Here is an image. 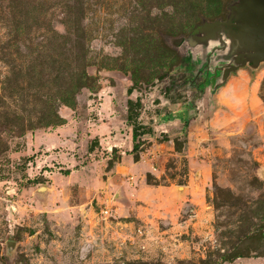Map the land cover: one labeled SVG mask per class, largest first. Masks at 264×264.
Returning <instances> with one entry per match:
<instances>
[{"label": "rangeland", "instance_id": "1", "mask_svg": "<svg viewBox=\"0 0 264 264\" xmlns=\"http://www.w3.org/2000/svg\"><path fill=\"white\" fill-rule=\"evenodd\" d=\"M241 1L0 0V264H264Z\"/></svg>", "mask_w": 264, "mask_h": 264}, {"label": "water", "instance_id": "2", "mask_svg": "<svg viewBox=\"0 0 264 264\" xmlns=\"http://www.w3.org/2000/svg\"><path fill=\"white\" fill-rule=\"evenodd\" d=\"M237 16L239 24L234 27L238 38L258 51L255 63L264 60V0H242ZM208 26L213 25H205L202 29Z\"/></svg>", "mask_w": 264, "mask_h": 264}, {"label": "trees", "instance_id": "3", "mask_svg": "<svg viewBox=\"0 0 264 264\" xmlns=\"http://www.w3.org/2000/svg\"><path fill=\"white\" fill-rule=\"evenodd\" d=\"M132 89H128V93H131ZM141 101L137 99L134 103L129 102L128 112H127V126L131 128V150L129 154L134 155L137 158V154L141 150L143 143H141L140 138L146 135V129L143 125L136 122L140 115ZM65 174H68L66 172Z\"/></svg>", "mask_w": 264, "mask_h": 264}, {"label": "crops", "instance_id": "4", "mask_svg": "<svg viewBox=\"0 0 264 264\" xmlns=\"http://www.w3.org/2000/svg\"><path fill=\"white\" fill-rule=\"evenodd\" d=\"M225 32H226L227 39H231V41H232L231 43L233 45L236 44V47H244L245 50H248V49L249 50H253V49H255V48H253L251 46V44H247V42L241 41L238 38V36L236 34H234L233 32H230L227 29H225ZM215 36L216 35H215V33L213 31L207 32V35H206V38H205V42L203 44H198V45H202V46L205 45V47H207L209 42L213 43V42H215L214 40H216V39H217V41L219 40V42H220V39L219 38H215ZM225 41H226L225 38L222 37V43H225ZM231 58L233 59V61L235 60V58H233L232 55H231ZM262 61L264 62V60H262ZM261 72H262V70H261ZM239 87H240V90H241L240 91L241 97H244V99L249 100V102H251V104L257 102L256 94H254L253 91L249 92V91L246 90L247 87H248V84H245V85L242 84Z\"/></svg>", "mask_w": 264, "mask_h": 264}, {"label": "flooded vegetation", "instance_id": "5", "mask_svg": "<svg viewBox=\"0 0 264 264\" xmlns=\"http://www.w3.org/2000/svg\"><path fill=\"white\" fill-rule=\"evenodd\" d=\"M233 27H231V28H227V30H229L230 32H232L233 31ZM257 50L256 49H253V50H243L242 52H241V54H239L240 56H238V58H237V60H241V61H245L247 58H254V57H256L257 55Z\"/></svg>", "mask_w": 264, "mask_h": 264}]
</instances>
